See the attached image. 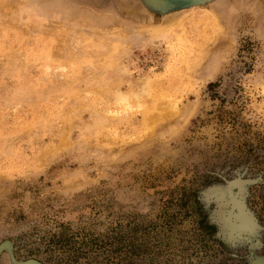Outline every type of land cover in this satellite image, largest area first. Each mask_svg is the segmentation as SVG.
<instances>
[{
  "label": "rangeland",
  "instance_id": "374dc122",
  "mask_svg": "<svg viewBox=\"0 0 264 264\" xmlns=\"http://www.w3.org/2000/svg\"><path fill=\"white\" fill-rule=\"evenodd\" d=\"M170 1L0 0V264H264V0Z\"/></svg>",
  "mask_w": 264,
  "mask_h": 264
},
{
  "label": "water",
  "instance_id": "95a60500",
  "mask_svg": "<svg viewBox=\"0 0 264 264\" xmlns=\"http://www.w3.org/2000/svg\"><path fill=\"white\" fill-rule=\"evenodd\" d=\"M169 2V1H168ZM170 5V7H172L173 9H184V8H188L192 5H197V2L195 0L192 1H182V2H174V1H170V3H168ZM165 8V7H163ZM164 11H166V9H163ZM6 246H1L0 248V252H2L4 249H6ZM15 264H40L36 261H28V262H24V263H18L16 261H14Z\"/></svg>",
  "mask_w": 264,
  "mask_h": 264
},
{
  "label": "bare ground",
  "instance_id": "6f19581e",
  "mask_svg": "<svg viewBox=\"0 0 264 264\" xmlns=\"http://www.w3.org/2000/svg\"><path fill=\"white\" fill-rule=\"evenodd\" d=\"M240 215H242V214H239V217H240ZM243 219V218H242ZM235 231H236V229H235ZM229 233V232H228ZM233 234V233H232ZM235 236V235H234ZM234 245V244H233ZM236 245V244H235Z\"/></svg>",
  "mask_w": 264,
  "mask_h": 264
}]
</instances>
